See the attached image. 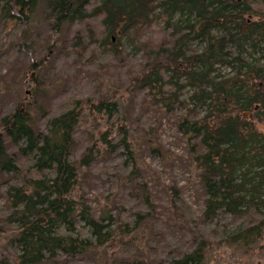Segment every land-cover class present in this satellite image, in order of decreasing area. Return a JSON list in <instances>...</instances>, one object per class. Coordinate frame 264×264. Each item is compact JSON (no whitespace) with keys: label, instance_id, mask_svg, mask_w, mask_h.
Masks as SVG:
<instances>
[{"label":"trees","instance_id":"1","mask_svg":"<svg viewBox=\"0 0 264 264\" xmlns=\"http://www.w3.org/2000/svg\"><path fill=\"white\" fill-rule=\"evenodd\" d=\"M40 9L48 14L52 35L67 43L56 61L62 54L90 55V66L98 68L106 54L126 61L127 53L141 55L137 73L128 76L129 86L155 107L168 113L191 109L194 116H185L179 130L192 144V164L205 197L202 220L211 222L220 213L235 220L250 217L253 223L226 235L228 243L247 249L262 243L264 0H0V28H19L24 46ZM97 32L104 33L108 48L98 45ZM196 42L200 48L193 49ZM124 44L131 52L120 50ZM65 99L57 110L40 105L37 120L30 109L0 117V198L5 202L0 239L9 241L15 264H77L115 247L123 228L133 231L157 215L149 194L126 219L105 212L97 216L86 198L76 195L83 171L94 167L100 152L96 144L88 146L72 161L81 124L93 115L107 122L117 102ZM115 130L134 161L137 145L129 126L107 128L99 141L106 146ZM133 164L129 178L135 174ZM180 192L172 187L167 202L173 205ZM186 217L190 250L171 262L145 264L206 263L214 238ZM106 256L107 264L116 258L114 252ZM7 260L1 257L0 264Z\"/></svg>","mask_w":264,"mask_h":264},{"label":"rangeland","instance_id":"2","mask_svg":"<svg viewBox=\"0 0 264 264\" xmlns=\"http://www.w3.org/2000/svg\"><path fill=\"white\" fill-rule=\"evenodd\" d=\"M28 29L32 38L23 46L19 28H0V117L30 109L37 120L40 105L44 110L51 105L57 110L69 101L64 97L114 100L116 113L108 124L100 115L87 116L81 124L72 161L76 163L88 146L96 144L100 152L94 167L83 171L76 195L85 197L97 216L105 212L115 219L118 215L122 219L131 216L141 207L146 194L151 195L157 207L156 217H150L146 224L133 231L123 228L116 236L115 247L98 250L77 264H107L106 255L111 252L116 258H108L112 259L110 264L174 261L190 250L186 216L197 220L201 230L214 238L205 264H264V241L247 249L228 243L226 237L239 225L253 223L250 217L235 220L220 213L211 222L202 220L205 197L192 164V144L179 130L185 116H194L191 109L168 113L129 86L128 76L137 73L141 55L127 53L130 57L126 61L106 54L98 68L90 66V55L82 58L62 54L56 61L67 43L64 37L52 35L47 12L40 9ZM157 38L162 39L163 35L158 34ZM118 43L114 41L115 45ZM119 48H127L128 52L132 49L126 44ZM32 63L39 64L37 69L30 68ZM31 101H36V107L28 108ZM117 125L129 126L136 141V170L132 178L129 176L134 161H129V154L120 144L122 133L115 130L106 146L98 138L107 128L112 130ZM175 186L181 192L170 205L167 196ZM3 205L4 199L0 198V206ZM123 232L130 233L123 237ZM3 256L10 259L7 264H15L9 241L0 239V258Z\"/></svg>","mask_w":264,"mask_h":264},{"label":"bare ground","instance_id":"3","mask_svg":"<svg viewBox=\"0 0 264 264\" xmlns=\"http://www.w3.org/2000/svg\"><path fill=\"white\" fill-rule=\"evenodd\" d=\"M105 35H104V33H102V32H97V38H99V40H100V43L98 44V45H100V46H103V47H105V48H108V43L104 40V37ZM115 41V39H113V41H112V43ZM103 42H105V45H104V43ZM102 43V44H101ZM200 48V44L198 43V42H196V43H194L193 44V49H195V48ZM260 53V52H259Z\"/></svg>","mask_w":264,"mask_h":264}]
</instances>
